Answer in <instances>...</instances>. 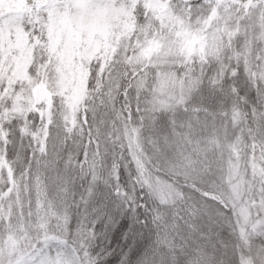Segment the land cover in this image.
<instances>
[{
    "label": "snow or ice",
    "instance_id": "obj_1",
    "mask_svg": "<svg viewBox=\"0 0 264 264\" xmlns=\"http://www.w3.org/2000/svg\"><path fill=\"white\" fill-rule=\"evenodd\" d=\"M153 2L0 0V31L15 24L44 45L27 80L0 71V264H264V184L249 218L227 185L209 198L181 149L195 118L264 153V48H188L168 16L196 30L213 0H159L168 16ZM232 7L245 40L264 26V0ZM41 82L50 99L36 102ZM160 169L172 187L183 175L203 188L196 227L161 202Z\"/></svg>",
    "mask_w": 264,
    "mask_h": 264
},
{
    "label": "trees",
    "instance_id": "obj_2",
    "mask_svg": "<svg viewBox=\"0 0 264 264\" xmlns=\"http://www.w3.org/2000/svg\"><path fill=\"white\" fill-rule=\"evenodd\" d=\"M158 3L159 0H154L153 6L157 7ZM232 3L233 0H213V8L207 15L200 17L201 24L196 30L185 27V22L179 18L168 16L163 8L157 7V12L159 15L168 16L170 20L180 26L181 35L188 48H201L205 45L217 48L220 46L221 37H228L232 41L233 52L241 50L244 55L254 56L257 47L264 48V26H261L260 31L254 34L249 30L248 39L245 40V30L242 26L237 25V13L233 9ZM51 28L52 25H50L49 31L53 32ZM205 30H207V34H205ZM9 42L11 43V40ZM43 47L44 45L39 41L29 42L24 34L21 46L8 47L7 54L4 53L5 49L1 48L0 71L6 74L8 68L11 67L13 77L27 80V68L33 61L34 50L38 56ZM40 71L43 74V69ZM65 79L68 85H71L73 72L67 73ZM76 79L80 83L73 87V99L79 98L82 88L83 77L79 71L76 73ZM33 99L36 102L50 99V93L43 82L33 90ZM183 134L189 143L181 145V149L184 155L190 156L191 173L204 176L207 187L213 189L208 193L209 198L219 199L218 193L223 192L224 186L227 185L228 190L234 196L239 197L242 193H248L249 199L255 198V201L250 200V203H252L253 212L256 215V209L261 204L258 193L261 184H264V153H261L259 149L253 152L251 148L245 146L242 139H236L231 144H225L222 141L221 145H217V143L209 145L208 140L217 139L218 136L212 129H208L206 132L202 131L196 125L195 118H193L192 124L185 125ZM177 180L178 185L172 187L168 175L163 169H160L157 180L158 194L162 203L173 206L178 211L176 219L179 220V223L191 229L202 222L196 213L201 207L200 197L203 188L193 185L191 180L186 181L183 175L178 176ZM185 208L187 211H184Z\"/></svg>",
    "mask_w": 264,
    "mask_h": 264
},
{
    "label": "rangeland",
    "instance_id": "obj_3",
    "mask_svg": "<svg viewBox=\"0 0 264 264\" xmlns=\"http://www.w3.org/2000/svg\"><path fill=\"white\" fill-rule=\"evenodd\" d=\"M224 3H223V7H224ZM63 22L61 21V24ZM52 31L56 32L57 33V41L59 40L60 38V29L57 28V26L55 24L52 25ZM24 38V34H23V30L20 29L17 25L15 24H9L5 29H3L2 31H0V50L1 48L5 49L4 53L7 54V49L8 47H11L12 45H15V46H21L22 45V40ZM9 40H11V44L9 42ZM65 69L67 70V73L69 72H73L72 71V68H71V59L70 57L68 58L67 60V63L64 65ZM217 140V142H216ZM209 141V145H221L223 142V137H218L217 139H211V140H208ZM250 191L252 189H249ZM248 193H242L241 195H239V201L241 202H247V207L251 208V211H245L244 215L247 216V217H252V216H255L254 215V212H253V206H252V203H250V200L252 201V198L249 199ZM256 196V194H255ZM251 197H253L251 195ZM259 202V201H258ZM238 212H239V206H238ZM241 238L244 242V246L247 247L248 243H249V240H250V237L247 233H241ZM251 239H254L256 243H259L260 242V238H259V234L256 233L255 231L252 233V237Z\"/></svg>",
    "mask_w": 264,
    "mask_h": 264
}]
</instances>
